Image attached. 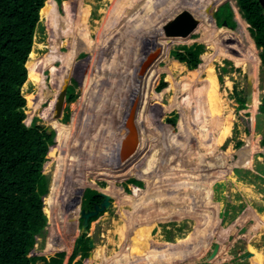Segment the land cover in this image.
Instances as JSON below:
<instances>
[{
	"label": "rangeland",
	"instance_id": "obj_1",
	"mask_svg": "<svg viewBox=\"0 0 264 264\" xmlns=\"http://www.w3.org/2000/svg\"><path fill=\"white\" fill-rule=\"evenodd\" d=\"M52 1L55 8L49 16L43 9L40 11L41 24L37 26L35 32L29 63L34 64L42 62L43 57H47L50 34L51 37H55L58 29H61L60 33L66 32L64 30L71 29L77 39L82 38L80 41H76L78 48H80L82 44L88 46V42L92 43V46H84L80 50V53H78L77 58L73 61H71L73 52L70 53L67 59L70 63L67 67V72L63 74V76H65V78L71 77L70 85L74 87L76 99L74 101H66L64 114L58 121H60L61 124L67 125V128L74 131L76 126L83 125V113L87 109L88 103L92 102V95L91 93L87 95V91L89 86L92 89L93 84H96L95 94H98L99 91H102V93L105 91L108 96H104L103 100H105V103L103 102V104H109L113 109L112 112H107L106 120H110L111 126L113 124L116 126L114 130L112 129V134L110 132L108 134L105 131H100L101 128L99 129L98 123L97 129L102 133L96 131L95 125L87 131L85 138L87 137L88 147L91 150L89 154L85 153L83 149L81 153L80 148L78 150H76V148L75 150L71 148V140L68 141V144L61 146V142H59V138L57 137V140H55V143L52 145L53 147H50L46 163L44 164L43 173L49 178V191L48 194L43 197L46 198L51 192L54 174L57 176L61 175V168L63 169V165L64 168L66 167L72 149L77 154L76 161H80V163L83 159L84 162L86 161L85 166L80 165L78 170L88 173V176L85 178L87 184H78L75 187L76 194L82 195L80 199L77 197L71 201L65 199L62 205L65 212H72L74 207L78 210L80 205L82 207L85 197L88 198L91 196L89 190L107 192L112 196L111 207L95 217L96 219L90 224L87 237L94 240V247L90 251L89 258L84 260V264H142L137 262L136 259H133V261L130 258H124L126 254L123 252L121 253V250L118 252L119 240L117 235L112 231L115 229L114 223L116 220H120L122 216L127 219L128 216L131 215V213L127 214L129 211L134 213V217H138L137 213L144 209V207L148 208V210L144 209V213L150 212V214L155 216L152 217L153 219H158L159 216H161L155 213L159 209L168 210V208H171L175 213L167 216L168 219L166 220H170L169 222H160L155 227L147 228L145 225H139L136 236L137 241L140 240L141 242L139 245L131 244L132 248L128 251V256L131 255V253L139 255L140 252L143 254L145 251H148L145 254V256L147 255L148 257V261H146L145 264H264V146L262 145V140L264 139V111L261 109L264 97V67L259 57L261 49L256 46L251 36L249 23L242 18L239 12L237 0L222 1L210 12L202 9L204 14L202 16L201 13L197 11L200 10L201 7L196 0H189L185 6L181 4L185 0H174V3L173 0H171L172 2H170V0H148L147 4L149 6L143 9L140 8L138 11L134 12L137 14L141 12V17L143 18V20H141L142 23L139 22L138 26L134 24V22H136V15H133V13L132 16L130 15L134 9L132 10L129 8L128 12L126 11V7L128 9V6H131L130 2H136L137 0H64L61 3H58L56 0ZM208 1L211 2V0ZM214 3L216 4V0ZM225 4H230L234 13L233 20L237 25L235 28L222 26L221 28L227 29V33L223 32L217 37V33L215 34L214 32L215 29L219 27L216 23V19V26L213 28L214 31L209 32L208 30L211 29V27L204 26L203 21L205 19L203 18L208 15V12L210 14L208 16L213 17V13L215 14L219 8ZM77 5L80 6L79 14H74L75 10H77ZM85 6L89 8L86 9ZM174 11L179 12L174 14ZM184 11L199 13L200 16L196 18L195 16H197V13L193 12L195 15L193 17L199 22L197 29L186 38L166 37L164 27ZM169 15H173V18L167 17ZM129 17L132 19L129 20ZM239 17L249 25L246 30L250 37L246 36L247 34L244 32L241 33L242 31L239 30L237 20ZM205 24L207 23L205 22ZM103 27L105 29H103ZM109 27L110 29H108ZM206 31L209 32L208 35H205ZM212 32H214V35L210 38ZM126 33L127 35H125ZM195 43L204 45L205 50L201 55L202 63L200 66L195 70H190L187 66H184L185 64L182 65L179 61L174 59L171 56V51L180 49L183 46H192ZM73 47L75 48V46ZM250 47L257 53L255 59L251 62L247 61L248 59L246 57L251 55L248 54ZM61 50L62 52H68V48H62ZM205 55L209 57V61L215 66L220 84V92L222 94L221 98L224 101V105L229 106L224 112L227 114L229 110L233 109L235 116L232 134L222 146H218L215 143L218 133H216L212 127H208V132H211V137L201 136V133L204 132H201L199 127L203 124L200 123L201 120L195 121L194 115L192 114L196 112V109H194L190 101L191 99L186 102L183 100L184 97H189V92H191L193 97V90L186 93L179 92L183 84L191 81L185 78L188 76L185 72H196L192 80L194 89L198 88L196 84H201L200 78L205 75L204 73L197 74V71L207 67V62L204 60ZM250 59L249 57V60ZM235 60L239 65H237ZM245 63L252 65L251 69L253 72L251 69H245V67H243V64L246 65ZM56 66L60 68L61 63H56ZM176 66L183 67L188 71L183 73L178 72V70L174 69ZM123 67L125 68L123 69ZM101 68L103 69L100 70ZM94 69L96 70L94 71ZM41 70L42 69L39 68L37 72L30 73L28 69V81L22 88V93H24L27 100V117L25 123L27 126L31 127L33 122L36 121L38 125L50 129L53 127L49 122L50 120H44L43 117L46 115L44 114L45 112H49L52 100H47L48 102L46 101L43 103V113L42 110L36 112L34 109L38 94L42 92L41 89L44 90V80L40 78ZM122 72H124L123 75ZM125 72H127L128 76ZM46 73L49 75L48 72ZM83 73L88 80L87 88L84 84L86 82H84ZM144 75L145 84L143 86L140 79ZM119 77L122 78L123 81H120L118 79ZM211 77L215 78L213 75ZM250 78L254 82V104L249 106L246 103L247 108L242 109L239 106L238 97L240 96L247 100V88ZM50 80V78H47L48 85ZM132 80H135V82ZM162 81L167 84L165 88H160ZM115 83L118 84V87L113 89L112 85L114 84L115 86ZM56 85L58 84H51L49 87L56 92V89L60 88V85ZM131 86L134 87L132 88ZM62 87L63 86L59 89V93ZM135 88L138 90L135 93V97H139L140 94L143 98L141 99L139 97L136 99V97L135 99L138 102L136 101L134 103L135 108H131L132 104L130 100L133 99ZM125 94L127 96H125ZM45 95L46 94H44L43 97H45ZM237 95L239 96L237 97ZM195 98L197 99L199 96L195 95ZM204 98H206V96L197 100L200 102L199 104H201V102L205 103ZM139 101H143L140 108H138ZM192 101H195V99ZM202 105L205 106L206 104ZM116 107H120V111L123 110L121 112L122 116L129 117L123 119V121L120 117V120H118L116 116L118 110L114 112V108ZM137 113H140L141 117L142 114L147 117V119L143 121L145 133L136 128L133 129L131 123L129 124L128 122L129 118ZM67 114L69 115L68 120ZM41 115L42 117H40ZM52 119L54 120L55 116ZM111 119L113 121H111ZM181 121L187 124L185 123V126H183ZM209 121L213 126H217L220 122V120L218 122L216 116L210 118ZM82 127H84V125ZM181 127H183L182 130ZM186 127L187 135L184 136L183 129ZM165 128H169L171 134H174L176 137L174 140H171L169 135L166 136ZM52 131L58 136L56 129ZM91 134H93L95 138L93 136L91 137ZM112 135H114V139L118 137V139H122L126 144L129 142L127 151L125 152V164L119 161L121 157L120 154L119 159L117 156V158H115V156L105 154L107 153L105 151L109 148L111 140L114 141ZM184 140L187 141V151L183 150L184 154L180 153L179 155L177 146L174 145L173 142L182 143ZM255 141L258 142V146L255 145ZM144 142L145 146H142L141 144ZM115 143L118 144L117 142ZM161 145L164 146L162 155L156 157L161 160V164L158 166L159 162H157L155 158L156 163L153 165L154 168H152V153H154L157 148H160ZM250 145L252 147V155H249V157L253 162L249 167L243 168L241 167L242 164L238 165L240 153L242 154L243 150ZM84 148L87 151L85 146ZM113 151H115V149ZM169 152H173L172 154L177 157L179 155L181 159L184 157L187 163L196 164L198 169L204 170L202 173L204 175L206 174L205 176L209 173L213 176L215 172L220 174L222 173L221 171L219 172L221 169L224 170V174L234 172L236 177L230 175V180L228 179L225 181L222 178H218L214 180L215 182H212L211 176L208 175V178L204 177L205 180L201 182L199 179H203V177L194 174L191 177L194 176V179L197 180L193 183L183 184L181 175L184 176L188 173L183 172V169H180L181 167L179 165L175 166V163H179L178 160L180 161V159L174 163L173 160L170 162L167 160L170 156ZM175 152L176 154H174ZM89 156L92 157V161L87 164ZM106 165L112 168L113 175L124 174L128 170L136 171L137 168L138 172L128 178L117 176V183L115 182L114 184L111 183V179L108 176L99 174L101 171L98 172V170L104 169ZM223 165H225L224 168L222 167ZM76 166H78V163ZM125 168L126 170H124ZM84 173H79L76 178H78V180H84ZM169 173H171V175H168ZM150 174L153 176L152 180H156L155 184L150 182ZM62 175H64L63 172ZM133 179L142 184L137 185L131 183ZM108 180L110 182H108ZM206 182H210V184ZM163 185H165V189L163 188L159 191L156 189L157 192H151L153 186L160 188ZM132 186H137L136 188L140 189L141 193L144 192L146 194V199L135 198L131 189ZM115 188L123 189L126 194V202L121 201L123 197L119 195V192H117ZM162 190H165L166 196L163 195ZM162 197L166 199H161ZM144 199L146 203L142 201ZM160 200L163 202L160 203ZM79 201L80 204L78 203ZM75 202L77 203V207L75 206ZM206 202L213 203L208 205ZM143 203L146 205L143 206ZM171 210L169 212H171ZM196 212L197 214H195ZM170 216H173L172 219H170ZM77 217L78 218L74 221L75 223L72 224L73 226L70 229L72 234L69 236H66V233L69 232V228H67V224L69 223H65L64 221L61 222L63 219H56V222L52 223L47 218V227L43 234L37 238V243L30 253V256L45 257L47 260H50V258L54 257L57 253L65 252L67 255L64 264H68L76 240L82 235V231L80 230L82 221L79 223L80 216L77 215ZM69 218H66L67 222ZM153 219L148 215V220L146 221L150 223ZM137 222L139 223V221ZM75 228H77L76 232L74 231ZM188 236H191V238ZM177 239H181L182 241L176 244ZM52 240L55 242L60 240V243L64 241L65 246L68 248H65L66 250L61 248L56 253L47 255L45 249L47 244L52 242ZM113 240L116 243L112 245L111 241ZM169 243L175 244V246L173 245L172 247ZM217 244L220 246V251L214 259L210 260V256ZM112 250L115 251L112 252ZM128 260L131 263H128ZM141 260L144 262V259ZM253 260L257 261L253 262ZM37 264H46V262L44 260H38Z\"/></svg>",
	"mask_w": 264,
	"mask_h": 264
},
{
	"label": "trees",
	"instance_id": "obj_2",
	"mask_svg": "<svg viewBox=\"0 0 264 264\" xmlns=\"http://www.w3.org/2000/svg\"><path fill=\"white\" fill-rule=\"evenodd\" d=\"M46 1L0 0V264H37L38 260H44L46 264H64L67 255L65 252H59L50 260L45 257L30 256L37 238L43 234L48 224L43 197L49 191V178L43 170L50 147L55 143L56 134L45 126L38 125L36 121L31 127L27 126L25 123L27 100L22 93V88L28 81L27 67L35 32L37 26L41 24L40 11ZM56 1L61 3L64 0ZM237 5L242 18L250 25L251 36L256 46L261 49L259 57L264 67V9L259 0H237ZM215 16L219 27L224 26L225 22L231 28L237 25L233 20L234 13L230 4L221 6ZM56 42L57 40L54 43ZM76 48L78 47L70 49V53ZM204 50V45L195 43L192 46H183L171 51V56L182 65L185 64L184 66L188 69L195 70L202 63L201 55ZM69 63L70 61L68 66ZM65 70L67 72V67ZM48 73L49 75L46 74L44 77L40 76L44 80V90L41 89L43 94L35 101L34 106L36 112L42 110L43 113V103L52 100L49 112L44 113L46 114L43 117L44 120H51L55 116L59 89L65 85L68 78H71L70 76L65 78L63 76L65 73ZM47 78L51 79L49 85H60L56 92L50 89ZM166 86L167 84L162 81L160 88ZM74 91V87H71L68 102L76 99ZM44 94H46L45 97H43ZM238 102L242 109L247 108L246 98L239 96ZM261 109L264 111V97ZM127 117L129 116L124 119ZM144 119H147L144 114L141 117L140 113H137L130 117L128 122L133 129L144 130ZM164 130L171 133L169 128ZM175 138L174 134H171V140ZM122 143H124L123 140ZM128 143L124 145L125 152ZM173 144L187 151L186 140L182 143L173 142ZM141 145L145 146V142ZM262 145L264 146V139ZM163 149L164 146L161 145L152 153V168L156 161L159 162L158 166L161 164V160L156 157L162 155ZM169 153L167 160L170 162L176 156L172 154L173 152ZM136 171L138 172V168ZM152 178L150 174V182L155 184L156 180ZM131 183L142 184L134 179ZM89 192L91 196L85 197L83 202V208L88 210L93 209V202L99 204L103 200L98 191L89 190ZM95 219H91L90 223ZM90 240L87 234L77 238L68 264H84V260L90 256Z\"/></svg>",
	"mask_w": 264,
	"mask_h": 264
},
{
	"label": "bare ground",
	"instance_id": "obj_3",
	"mask_svg": "<svg viewBox=\"0 0 264 264\" xmlns=\"http://www.w3.org/2000/svg\"><path fill=\"white\" fill-rule=\"evenodd\" d=\"M136 1V0H135ZM147 1L148 0H137L136 2H130L131 3V6L129 7L128 5V9H127V7H126V11L128 12V10H129V8H131L132 10V12L130 13V15L132 16V13H133V15H136V18H135V21L136 22H134V24H137V26H138V23L139 22H141V20H143V18L141 17V12L140 13H134V12H136V11H138L140 8L141 9H143V8H145V7H147V6H149L148 4H147ZM183 1V0H182ZM195 1V0H194ZM196 1H198L199 3V6L201 7V9L200 10H197L199 13H201V16L202 15H204L203 14V12H202V9H205V11H212L213 9H215L216 7H217V5L218 4H220L222 1H225V0H216V4L214 3L215 2V0H211V2H209L208 0L207 1H203V0H196ZM81 2H83V1H81ZM157 2V1H156ZM155 2V3H156ZM170 2H172L171 0H170ZM189 2V0H185V1H183L181 4H182V6H185L187 3ZM117 3V2H116ZM173 3H174V0H173ZM196 3V2H195ZM194 3V4H195ZM180 4V5H181ZM192 4V3H191ZM133 5V6H132ZM173 5V4H172ZM153 6V5H152ZM193 6V5H192ZM86 7V9H88L89 7L88 6H85ZM132 7H134V8H132ZM233 7V6H232ZM54 8H55V6L53 5V1L52 0H50V1H46L45 2V6L42 8L43 9V11L44 12H46L47 14H48V16H49V14L54 10ZM197 8V7H196ZM83 9V8H82ZM163 9V8H162ZM174 9V8H173ZM79 10H80V6L79 5H77V10H75V12H74V14H79ZM84 10V9H83ZM125 10V9H124ZM235 11V10H234ZM153 12V11H152ZM175 12V11H174ZM179 11H176L174 14H177ZM194 12V11H193ZM193 12L191 13L193 16H195L194 14H193ZM209 12H208V15H210L209 14ZM157 13H158V11H157ZM162 13H164V12H162ZM194 13H197V12H194ZM199 13H197V16H195L196 18L197 17H199L200 15H199ZM211 13H213V12H211ZM155 14H156V11H155ZM160 14V13H159ZM129 15V16H130ZM161 15V14H160ZM163 15V14H162ZM208 15H206L203 19H205L204 21H203V23H204V26H206V27H211V29H209L208 31L209 32H211V31H214L213 30V28H215V19L213 18V17H211V16H208ZM167 17H172L173 18V15H169V16H167ZM195 17H193V18H195ZM209 17V18H208ZM211 17V18H210ZM44 18V17H43ZM155 18V17H154ZM154 18H153V20H154ZM195 18V19H196ZM109 19V18H108ZM117 19H119V18H117ZM129 20H131L132 18H128ZM48 20H49V18H48ZM113 20V19H112ZM128 20V21H129ZM144 20H145V16H144ZM211 20V21H210ZM237 20H238V25H239V30H241L242 32L241 33H246L245 35L246 36H248V32H247V27L249 26L241 17H239V18H237ZM108 21V20H107ZM165 21V20H164ZM116 22H117V20H116ZM127 22V21H126ZM205 22L207 23V24H205ZM212 22H213V24H212ZM142 23V22H141ZM107 25V24H106ZM126 25V24H125ZM104 26V25H103ZM121 26V25H120ZM132 26H134V25H132ZM136 26V27H137ZM107 27V26H106ZM119 27V26H118ZM125 27V26H124ZM112 28V27H111ZM123 28V27H122ZM128 28V27H127ZM129 28H131V27H129ZM103 29H105L104 27H103ZM108 29H110V27L108 28ZM61 29H58L57 30V35L55 36V37H51V34H50V42H49V50H48V54H47V57H43V61L42 62H38V63H34V64H30V63H28V69H29V71H30V73H34V72H37L38 70H39V68H41L42 70H41V74H40V76L41 77H44L47 73L46 72H52V73H59V74H63V73H65L66 72V70H65V68L66 67H68V61H67V59H68V57H69V55H70V49H73L74 47L73 46H77V42L78 41H80L82 38H76L75 37V35L72 33V30L71 29H68V30H64V31H66V32H62V33H60L61 31H60ZM128 30V29H127ZM138 30V29H137ZM142 30H143V28H142ZM207 30V29H206ZM118 31H119V29H118ZM208 31H206L205 32V35H208ZM230 31V30H229ZM121 32V31H120ZM215 34H216V36L218 37L219 36V34H222L223 32H225V33H227V29H223V28H221V27H218V29H215ZM214 32H212V34L210 35V38H212V35H214ZM239 32V31H238ZM106 33V32H105ZM91 34V33H90ZM106 34H108V33H106ZM110 34V33H109ZM102 35V34H101ZM120 35V34H119ZM125 35H127V33L125 34ZM104 36V35H103ZM113 36V35H112ZM248 37H250V36H248ZM72 38V39H71ZM106 38V37H105ZM128 38V37H127ZM208 38H209V36H208ZM57 40V42L56 43H54L55 41ZM252 40V39H251ZM77 41V42H76ZM209 41V40H208ZM212 42H213V39H212ZM252 42H253V40H252ZM57 43H58V47H56V45H57ZM88 44V46H92V43H90V42H88L87 43ZM125 44V43H124ZM254 44V43H253ZM84 46H87L86 44H82L81 45V47L80 48H77L76 50H74V52H73V60L74 59H76L77 58V56H78V53H80V50L84 47ZM87 46V47H88ZM216 46H217V44H216ZM251 46V45H250ZM255 46V45H254ZM252 47V46H251ZM251 47H250V50H249V53L248 54H251V55H249V57L251 58L250 60H249V57L248 56H246L247 57V61H249V62H251V61H253V59H255V55L257 54L256 53V51L254 50V49H251ZM62 48H68V52H62ZM120 49V48H119ZM121 50V49H120ZM226 51V50H225ZM247 54V55H248ZM215 56V55H214ZM204 60L207 62V67H205V68H203V69H200L199 71H197V74L198 73H204V77H202V78H200L199 80H200V82H201V84H196L197 86H198V88L196 89H194L193 88V86H192V80H193V78L195 77V74H196V72H190V71H188V70H186L185 68H183V67H179V66H176V67H174V69H176V70H178V72H181V73H183V72H185V71H188V72H185V73H187L188 74V76H186L185 78L186 79H188V80H191V81H188V83H185V84H183L182 86L183 87H181L180 88V90H179V92H181V93H186V92H188V91H191V90H193V97H192V95H191V92H189L188 94H190V95H188L189 97H184V101L186 102V101H188L189 99H191L190 101L192 102V104H193V107H194V109H196V112H194V113H192L194 116V120L195 121H197V120H201L200 121V123L201 124H203L201 127H199V130L201 131V132H204V133H201V136L202 137H211V132H208V127H212L213 128V130L216 132V133H218V137H217V139H215V143L218 145V146H222V144L231 136V134H232V130H233V126H234V122H235V116H234V113H233V109H231V110H229L228 112H227V114H225V109L227 110V107H229L228 105H224V101L222 100V98H221V92H220V84H219V80H218V76H217V73H216V70H215V66L212 64V62L211 61H209V57L207 56V55H205V57H204ZM211 60H213V59H211ZM236 61V60H235ZM209 62V63H208ZM237 62V61H236ZM246 62V61H245ZM56 63H61V67L60 68H57V66H56ZM246 63H248V62H246ZM245 63V64H246ZM237 65H239L238 64V62H237ZM204 66V65H203ZM206 66V65H205ZM243 67H245V69H251L252 68V65L251 64H246V65H244L243 64ZM125 67H123V69H124ZM103 68H101L100 70H102ZM143 69V68H142ZM80 70H81V68H80ZM96 69H94V71H95ZM69 71H71V70H69ZM73 71H74V68H73ZM73 71H72V74H73ZM251 71H252V69H251ZM119 72H120V70H119ZM253 72V71H252ZM123 73L124 72H122V75H123ZM84 74V73H83ZM82 74V75H83ZM125 74L127 75V72H125ZM146 75V74H145ZM145 75L140 79L141 80V84L144 86V84H145V80H144V78H145ZM215 76V78H212L211 76ZM128 76V75H127ZM135 76V75H134ZM197 76V75H196ZM83 77H84V82H86V83H84L85 85H86V88L88 87V84H87V82H88V80H87V77H86V75H83ZM132 77V76H131ZM136 77V76H135ZM134 77V78H135ZM130 78V77H129ZM139 78V77H138ZM137 78V79H138ZM83 79V78H82ZM120 81H123L122 80V78H118ZM128 81V80H127ZM130 81V80H129ZM132 81H134L135 82V80H132ZM186 81V80H185ZM197 81H198V79H197ZM131 82V81H130ZM230 82V81H229ZM203 83V84H202ZM225 83H226V81H225ZM126 84V83H125ZM230 84V83H229ZM124 85V84H123ZM201 85V86H200ZM113 86V89L115 88V87H118V84L117 83H115V86H114V84L112 85ZM139 86V85H138ZM174 86V85H173ZM128 87V86H127ZM126 87V88H127ZM132 88L134 87V86H131ZM111 88V87H110ZM138 88V87H137ZM82 89H84V88H82ZM95 89H96V84H93V88L91 89L90 88V86H89V88H88V94L87 95H90V93H91V95H92V102H89L88 103V105H87V109L84 111V113H83V125H84V127H82L83 125H78V126H76V127H78V128H76L75 127V131L74 130H70L69 128H67V125H64V124H61L60 123V121H58V119H52V120H47V121H49L50 123H51V125L53 126V128L54 129H56V131H57V134H58V138H59V142H61V146H64L65 144H68L69 142L68 141H70V144H71V148H74V150H75V148H76V150H78L79 148L81 149V153H82V151L84 150L85 151V153H87V154H89V151H91L90 150V148L88 147V142H87V137L85 138V134L87 133V131H89L90 130V128L91 127H93L94 125H95V127H96V131H98V126H97V123L99 124V129H100V131H105V132H107L108 134H109V132L112 134L113 133V130H114V127H116L115 126V124H113L112 126H111V122H109V121H107L106 119V117H107V112L108 111H110V112H112V108H111V106L109 105V104H105L106 105V107H105V105L103 104V102L105 101V100H103V98H104V96L105 97H107L108 95L106 94V92L104 93H102V91L100 92H98V94L96 93L95 94ZM109 89V88H108ZM112 89V88H111ZM112 89V90H113ZM136 89V88H135ZM86 90V89H85ZM107 90V89H106ZM123 91H124V89H123ZM138 90L136 89L135 91H134V96H133V99L132 100H130L131 102V104H132V107L131 108H135V106H134V103L137 101L136 99H138L139 97L142 99L143 98V96L142 95H140L139 94V97L138 96H136L135 97V93L137 92ZM46 92V91H45ZM44 92V93H45ZM126 92H127V90H126ZM41 94H43V93H40V94H38V97H37V99L36 100H38V99H40L41 98ZM84 94V93H83ZM123 94V93H122ZM205 94V95H204ZM195 95H198L199 96V98H203V96H206V98H204L203 100H204V102L205 103H202L201 102V104H199L200 102L199 101H197L199 98H195ZM86 96V95H85ZM116 96H117V94H116ZM125 96H127L126 94H125ZM136 98V99H135ZM87 99H88V97H87ZM112 99V98H111ZM110 99V100H111ZM154 99V98H153ZM193 99H195V101H192ZM109 100V99H108ZM120 100V99H119ZM200 100V99H199ZM110 102V101H109ZM138 102V101H137ZM143 102V101H142ZM142 102L141 101H139V105H138V108H140L141 107V104H142ZM105 103V102H104ZM225 103H227V102H225ZM113 104V103H112ZM183 104H184V102H183ZM198 104H199V106H198ZM202 104H206L205 106L204 105H202ZM125 105V104H124ZM128 107H129V105H128ZM127 109V108H126ZM116 110H118L117 111V113H116V116H117V119L118 120H120V117H121V119H122V121H123V119H124V117H126V116H122V111L123 110H121L120 111V107H116V108H114V112L116 111ZM120 111V112H119ZM134 111V110H133ZM109 113V112H108ZM126 113V112H125ZM127 114H129V113H127ZM256 114V113H255ZM254 114V115H255ZM222 115H223V117H222ZM111 116V115H110ZM216 116V119L218 120V122H219V120H220V122L218 123V125L217 126H213L212 124H211V122L209 121V119L210 118H214ZM115 117V116H114ZM82 118V117H81ZM190 118V117H189ZM115 119H116V117H115ZM255 120V119H254ZM52 121V122H51ZM111 121H113L112 119H111ZM121 121V122H122ZM191 121H193V120H191ZM120 122V123H121ZM182 123V125L183 126H185V123L183 122V121H181ZM115 123V122H114ZM119 123V122H118ZM187 124V123H186ZM50 125V126H51ZM182 128L183 127H181V130H182ZM189 128H190V126H189ZM113 129V130H112ZM116 129V128H115ZM107 130V131H106ZM138 130H140L141 132H144L145 133V131L144 130H141V129H138ZM100 131H98V132H100ZM191 131V130H190ZM194 131V130H193ZM183 132H184V136H186L187 135V127L186 128H184L183 129ZM100 133H102V132H100ZM164 133V132H163ZM166 133V136L167 135H169L170 137H171V133H167V132H165ZM107 135V134H106ZM87 136V135H86ZM91 137L93 136L94 137V135L93 134H91L90 135ZM89 136V137H90ZM101 136V135H100ZM105 136V135H104ZM114 135H112V138L114 139V137H113ZM157 136V135H156ZM107 137V136H106ZM116 137V136H115ZM159 137V136H158ZM95 138V137H94ZM102 138V137H101ZM257 138H258V136H257ZM90 139V138H89ZM157 140V139H156ZM109 142V141H108ZM115 142H117L118 144H116ZM255 143V145H257L258 146V142L257 141H255L254 142ZM110 145H109V148H107V150L105 151V152H107V153H105L106 155H111V156H115V158H117L118 157V159H119V154L121 155V157H120V159H119V161H121V162H123L124 164H125V161H124V158H125V147H124V145L126 144L125 142L124 143H122V139H118V137H116L115 139H114V141L113 140H111V143H109ZM84 146L87 148V151L85 150V148H84ZM105 148V147H104ZM58 149V148H57ZM83 149V150H82ZM115 149V151H113ZM252 147H251V145L250 146H247L246 147V149H244L243 150V153L241 154L240 153V159H239V163H238V165H240V164H242V166L241 167H243V168H245V167H249L250 166V164L253 162V161H251L250 160V157H249V155L251 156L252 155ZM74 150L72 149L70 152H72L71 153V155L69 156L70 157V159H68V161H67V165H66V167L64 168V165H63V169L61 168V175H59V176H57L56 174H54V176H53V180H52V187H51V192H50V194L45 198V206H44V212H45V214H46V216H47V218L52 222V223H55L56 222V219L57 220H60V219H63V220H61V222L62 221H64L65 223H69V224H67V228H69V232L68 233H66V236H69V235H71L72 233L70 232V229L72 228V224L73 223H75L74 221L78 218L77 217V215H79L78 214V210H76L75 209V207H74V209H72V212H69V211H66L65 212V210H64V208H63V203H64V201H65V199H69L70 201L71 200H74L76 197L77 198H79L80 199V197L82 196L81 194H76V190H75V187L78 185V184H84V185H86L87 184V182H86V180H85V178L88 176V173H84V172H82V171H80V170H78V168L80 167V165H82V166H85V164H86V161L84 162V159L81 161V163H80V161H76V158H77V154L74 152ZM183 148L181 147V146H177V151H178V154L180 155V153H183ZM54 151V150H53ZM104 152V151H103ZM102 152V153H103ZM229 152V151H228ZM53 153V152H52ZM232 153V152H231ZM55 154V153H54ZM53 154V155H54ZM104 154V153H103ZM184 154V153H183ZM63 155V154H62ZM68 155H69V153H68ZM178 155V157L176 156L175 157V159L173 160V163L174 162H176L178 159H180V161L178 160V162L179 163H175V166H177V165H179L181 168L180 169H183L182 171L183 172H185V173H188L187 175H184V176H182L181 175V177L183 178V184H185V183H193L195 180H197V179H194V176L193 177H191L192 175H194V174H198L199 176H202L203 177V179H199L201 182H202V180H205V178L204 177H207L208 178V175H210L211 176V173H209L207 176H205L203 173H202V171H204V170H200V169H198L197 168V165L196 164H193V163H191L190 164V162L189 163H187L186 162V160L184 159V157H183V159H181L180 158V156ZM227 155V154H226ZM232 155V154H231ZM61 156V155H60ZM75 156V157H74ZM117 156V157H116ZM54 157V156H53ZM60 159V158H59ZM107 159V158H106ZM92 161V157H90L89 156V161L87 162V164L88 163H90ZM246 162H248V163H246ZM78 163V166H76V164ZM244 163H246V164H244ZM244 164V165H243ZM90 165V164H89ZM221 166V165H220ZM223 168L225 167V165H223L222 166ZM222 167H220V168H222ZM171 168V167H170ZM64 170V171H63ZM123 170V169H122ZM124 170H126V168L124 169ZM99 171H101L99 174H102L103 176H108L110 179H111V183H114L115 184V182H116V177L117 176H124L123 178H128V177H130V176H132V175H135L136 173H137V171H133V170H128L126 173H124V174H119V175H113V172H112V168H109L108 167V165H106V167L104 168V169H101V170H98V172ZM120 171V170H119ZM196 171V172H195ZM224 172V170H219V172ZM62 172L64 173V175H62ZM89 172V171H88ZM97 172V173H98ZM123 172V171H122ZM170 172V171H169ZM79 173H84V177H83V179L84 180H78V178H76V176L77 175H79ZM205 173V172H204ZM222 173H218V172H215V173H213V176H211V178H212V182H215L214 180L215 179H218V178H222V179H224L225 181L226 180H230V175L231 176H235L236 177V175L234 174V172H230L229 174H222ZM173 174H176V173H173ZM168 175H171V173H169ZM222 175V176H221ZM106 178V177H105ZM198 180V181H199ZM208 180V179H207ZM106 181H107V179H106ZM122 181V180H121ZM124 181V180H123ZM108 182H110L109 180H108ZM212 182H211V185H212ZM117 183V182H116ZM206 183H208V184H210V182H206ZM83 185V186H84ZM169 186V185H168ZM137 187V186H136ZM135 186H132V191H133V196L135 197V198H140V199H142V198H145L146 197V194L143 192V193H141V190L140 189H138V188H136ZM165 187V185H163L162 187H160V188H157L156 186H153L152 187V190H151V192L152 191H156V189H158V191L159 190H161V189H163ZM70 189V190H69ZM116 189V188H115ZM165 189V188H164ZM221 189H223V188H221ZM109 190V189H108ZM115 191V190H114ZM116 191L117 192H119V195L120 196H122L123 198H121V201H125L126 200V194L124 193V191H123V189H116ZM171 191V190H170ZM111 192H113V191H111ZM157 192V191H156ZM162 193H163V195L164 196H166V194H165V190H162ZM144 196V197H143ZM165 198V197H164ZM163 197L161 198V199H164ZM146 199V198H145ZM142 200V201H144L145 203H146V200ZM166 199V198H165ZM171 199V198H170ZM136 200H138V199H136ZM127 201V200H126ZM125 201V202H126ZM141 201V200H140ZM166 201V200H165ZM134 202V201H133ZM163 201L162 200H160V203H162ZM206 203H208V205H211L212 203H210V202H206ZM141 205V204H140ZM143 206H145L144 205V203L142 204ZM184 205V204H183ZM221 206H222V204H221ZM77 207V206H76ZM213 207V206H212ZM215 207V206H214ZM222 208V207H221ZM220 208V209H221ZM144 209H146V210H148V208H145L144 207ZM144 209H142L141 211H139L138 213H137V216L138 217H134V213H132L131 211H129L127 214H130L131 213V215L130 216H128V218L126 219V218H124L123 216L121 217V219L120 220H116L115 221V223H114V227H115V229L112 231L113 233H115L116 235H117V237H118V243H119V251L118 252H120V250H121V253L123 252V253H125L124 255V258H130V259H136V261L137 262H140V263H142V264H145V262L146 261H148V257H147V255L145 256V254L148 252V251H145L143 254L140 252V254L139 255H134V254H132L131 252V255H129L128 256V251H130L131 250V248H132V246H131V244H137V245H139L140 244V240L139 241H137V236H136V234H137V229H139L138 228V226L139 225H145L147 228H152V227H155V226H157L160 222L161 223H165V222H169L168 220H166V219H168V215H172L173 213H175V212H173L172 210H171V208L169 209L168 208V210H166V209H159L158 211H156L155 213H158V215H161V216H159V218L158 219H153L152 217H155L154 215H152V214H150V212H148V213H144L145 212V210ZM174 209V208H173ZM186 209V208H185ZM67 210V209H66ZM68 210H69V208H68ZM171 210V212H169ZM126 213V212H125ZM144 213V214H143ZM195 214H197V212L195 213ZM259 214V213H258ZM148 215L150 216V218L151 219H153L150 223H148L146 220H148ZM156 215V214H155ZM166 215V216H165ZM183 215V214H182ZM203 215H205V214H203ZM202 215V216H203ZM261 215V214H260ZM72 216V217H71ZM157 216V215H156ZM201 216V215H200ZM69 217H71V218H69ZM172 217L173 216H170V219H172ZM175 217V216H174ZM177 217V216H176ZM175 217V218H176ZM205 217V216H204ZM66 218H69V221L67 222L66 221ZM178 218V217H177ZM181 218V217H180ZM200 218V217H199ZM163 219V220H162ZM204 219V218H203ZM113 221V220H112ZM137 221H139V223L137 222ZM206 221V220H205ZM137 222V223H136ZM206 224V223H205ZM63 225V224H62ZM204 225V224H203ZM64 226H66V225H64ZM63 227V226H62ZM76 230H77V228H75V232H76ZM58 232V231H57ZM60 232H62V231H60ZM196 233V232H195ZM73 234H75V233H73ZM53 235V234H52ZM141 236H142V234H141ZM189 238H191V236H188ZM73 238V237H72ZM112 239V238H111ZM70 240H72V239H70ZM180 241H182L181 239H177L176 240V244L177 243H180ZM111 243H112V245L114 244V243H116L114 240L113 241H111ZM170 244V246L172 245V247H173V245L175 246V244H171V243H169ZM180 245V244H179ZM61 248H68L67 246H65V242L64 241H61V243H60V240H58V241H54V240H52V242H49L48 244H47V247H46V249H45V252L47 253V255H52V254H54V253H56L57 251H59ZM251 248V247H250ZM65 249V250H66ZM115 250H112V252H114ZM155 251H157V250H155ZM170 251V250H169ZM122 255V254H121ZM172 255V254H171ZM137 256V257H136ZM150 256V255H149ZM152 257V256H151ZM155 257V256H154ZM154 257H153V259H154ZM256 258V257H255ZM258 258V257H257ZM141 259H144V262H142V260ZM122 260V259H121ZM133 260V261H134ZM152 260V259H151ZM118 261H120V260H118ZM257 260H253V262H256ZM261 261V260H260ZM128 263H131L129 260L127 261ZM126 264V263H125ZM138 264V263H137Z\"/></svg>",
	"mask_w": 264,
	"mask_h": 264
},
{
	"label": "water",
	"instance_id": "obj_4",
	"mask_svg": "<svg viewBox=\"0 0 264 264\" xmlns=\"http://www.w3.org/2000/svg\"><path fill=\"white\" fill-rule=\"evenodd\" d=\"M262 8L264 9V0H259ZM214 19H216L215 14L213 13ZM199 22L198 20H195L193 18V15L189 11H184L183 13H180V15H177L175 19L170 21L168 25L164 27L165 30V36L166 37H188L190 36L198 27ZM225 27H228L227 23H224ZM147 64V63H146ZM148 66V64H147ZM71 78H68L65 85L62 87L61 92L58 95L57 102H56V110H55V118L59 119L64 114V108L67 101V93L68 88L70 86ZM254 82L250 78L248 82V88H247V104L249 106L254 104ZM55 130L53 127L49 129V131ZM55 140H57V136L55 137ZM53 147V146H52ZM99 196L103 198V201L101 204H96L93 209L86 210L83 209L80 205L79 207V221H83L81 231L82 234H87L90 227V220L97 217L100 213H103L106 211V209H109L112 205V196L107 193L100 191ZM45 199V198H43ZM80 204V201L78 202ZM45 205V203H44ZM77 203L75 202V206ZM90 248L92 249L94 247V240H90ZM220 251V246L217 244L214 251L212 252L210 256V260L214 259Z\"/></svg>",
	"mask_w": 264,
	"mask_h": 264
},
{
	"label": "flooded vegetation",
	"instance_id": "obj_5",
	"mask_svg": "<svg viewBox=\"0 0 264 264\" xmlns=\"http://www.w3.org/2000/svg\"><path fill=\"white\" fill-rule=\"evenodd\" d=\"M232 49V48H231ZM84 75V74H83ZM70 88H71V85L69 86V88H68V93H67V101H68V97H69V91H70ZM103 201V200H102ZM102 201L99 203V204H101L102 203ZM96 204H98L97 202H93V208L95 207V205ZM82 208H83V205H82ZM83 209H85V208H83ZM86 210H88V209H86ZM90 210V209H89ZM82 221V220H81ZM81 221H79V222H81ZM82 223H83V221H82ZM82 223H81V227H82ZM91 224V223H90Z\"/></svg>",
	"mask_w": 264,
	"mask_h": 264
},
{
	"label": "crops",
	"instance_id": "obj_6",
	"mask_svg": "<svg viewBox=\"0 0 264 264\" xmlns=\"http://www.w3.org/2000/svg\"><path fill=\"white\" fill-rule=\"evenodd\" d=\"M80 223V222H79Z\"/></svg>",
	"mask_w": 264,
	"mask_h": 264
}]
</instances>
